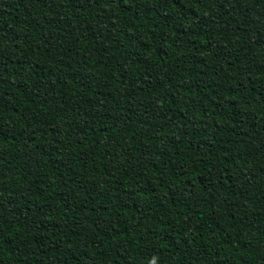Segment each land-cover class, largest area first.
Wrapping results in <instances>:
<instances>
[{
	"label": "trees",
	"instance_id": "trees-1",
	"mask_svg": "<svg viewBox=\"0 0 264 264\" xmlns=\"http://www.w3.org/2000/svg\"><path fill=\"white\" fill-rule=\"evenodd\" d=\"M264 264V0H0V264Z\"/></svg>",
	"mask_w": 264,
	"mask_h": 264
},
{
	"label": "clouds",
	"instance_id": "clouds-1",
	"mask_svg": "<svg viewBox=\"0 0 264 264\" xmlns=\"http://www.w3.org/2000/svg\"><path fill=\"white\" fill-rule=\"evenodd\" d=\"M156 259H157L156 257H153L150 264H156Z\"/></svg>",
	"mask_w": 264,
	"mask_h": 264
}]
</instances>
